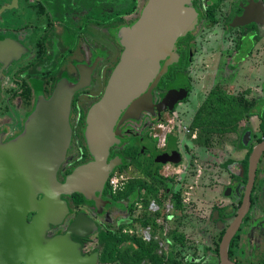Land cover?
<instances>
[{"label": "flooded vegetation", "instance_id": "obj_1", "mask_svg": "<svg viewBox=\"0 0 264 264\" xmlns=\"http://www.w3.org/2000/svg\"><path fill=\"white\" fill-rule=\"evenodd\" d=\"M187 1L196 13V24L184 36V42H176V61L153 86L150 99L138 105L145 110H127L117 121V141L109 148L105 167L82 180L80 190L60 197L66 203L67 214L60 225H49L47 238L65 234L74 223L76 231L86 236L72 234L71 239L80 244L82 255H90L98 252V235L116 230L123 221L126 226L137 222L140 227H149L147 219L133 217V206L143 191H154L146 182L157 183L158 188L162 186L159 192L169 194L174 183L162 169H176L184 159L186 190L187 172L191 173L188 182L194 181L195 186H189L190 192L182 195L185 215L183 220L177 217L175 226L186 239V246L180 247L196 251L187 264H264V148L257 157L254 155L264 146V0ZM146 3L0 0L1 142L20 136L36 104L47 101L58 86L71 90L82 85L70 98L71 139L57 181L64 182L73 170L92 162L84 138L86 114L101 97L120 58L118 32L138 20ZM215 28L219 35L210 43L200 44L203 32ZM168 60L160 63L161 68ZM183 83H187L186 98L171 106L168 93ZM235 86H242L254 98L251 107L235 104ZM186 100L192 106L216 104L225 111L216 125L204 128L205 133L222 136L223 142L215 146L211 141L199 147L191 145L188 164L187 141L179 145V136L171 132L160 144L158 134L149 132L164 114ZM81 117L84 125L77 140ZM187 117L193 118L191 111ZM72 149L75 158L67 161ZM174 151L180 157L178 164L160 161V156L169 158ZM193 156L197 159L192 160ZM111 163L113 167L108 168ZM197 167L203 171L200 176L192 173L199 172ZM139 169L148 181H131L130 173ZM115 173L120 174L122 194L139 184L134 196L120 199L122 194L115 195L109 185ZM179 188L176 184L175 190ZM187 194L194 205L189 216ZM152 207L158 206L153 203ZM124 210L125 215L116 219V213ZM151 223L154 225L155 219Z\"/></svg>", "mask_w": 264, "mask_h": 264}, {"label": "water", "instance_id": "obj_2", "mask_svg": "<svg viewBox=\"0 0 264 264\" xmlns=\"http://www.w3.org/2000/svg\"><path fill=\"white\" fill-rule=\"evenodd\" d=\"M187 4V0H147L138 20L118 32L120 58L101 97L86 114L84 138L92 162L73 170L64 182L57 181L71 139L70 98L82 85L71 90L58 86L47 101L36 104L20 136L7 143L0 138V264L99 263L98 252L82 255L80 244L71 239L72 234L86 236L76 231L74 223L63 235L47 238L46 233L67 214L60 197L80 190L82 180L105 167L109 148L117 141L114 127L120 117L131 106L148 101L153 86L176 61V42L196 24V13ZM168 96L171 106L185 99L187 83L175 86ZM164 157L160 156L162 163L180 161L177 151Z\"/></svg>", "mask_w": 264, "mask_h": 264}, {"label": "rangeland", "instance_id": "obj_3", "mask_svg": "<svg viewBox=\"0 0 264 264\" xmlns=\"http://www.w3.org/2000/svg\"><path fill=\"white\" fill-rule=\"evenodd\" d=\"M219 30L215 28L212 31H206L203 32L202 36H200V44H207L211 42V38L214 36L219 35L218 34ZM226 35V33H225ZM228 36H225V38ZM228 39V38H226ZM225 53L223 54L224 57ZM214 77V75L212 76ZM232 89V87H230ZM232 92L235 93V96L233 97L235 104L239 107H251L254 98H250L249 92L242 90V86H235V91L232 90ZM191 101L187 100L180 105H178L173 111H170L169 113L164 114L163 120L161 122H155L154 125H152L149 129V132L158 134V140H161L165 135L169 134L167 133L169 130H172L173 128V134L178 135L179 137V145L184 146L186 145L187 141V164L189 163L190 156L193 150V146L199 147L202 146L203 142L205 145V141H211L214 143V146L218 143H222V136H219L217 134H209L205 133L204 129L198 130L197 131V136L196 139L192 140L190 138V135L188 134L187 130H189V123L190 120L188 119V114L190 113L191 109H194L196 106H192L190 103ZM194 107V108H192ZM193 113V111H192ZM240 113H242L240 111ZM220 120V119H219ZM217 120V122L219 121ZM162 125V127H159V125ZM216 125V124H215ZM179 131L182 133L179 134ZM160 143V142H159ZM207 144V143H206ZM221 150V149H219ZM196 154L198 151H195ZM75 158L74 156V149H72L69 154L67 155V161H70L72 158ZM194 158L197 159V157L193 156L191 159L193 160ZM185 161L183 159L182 164L177 166L176 169H170V167H164L162 169L163 175L166 173L169 175V179H171L174 183V188L169 194H163V192H159V189L162 188L160 186L158 188V184L154 183L152 181L146 182L147 186L149 189H154V191H148L145 190L143 191L144 193L140 195L139 201L133 206L131 214L133 215L134 218L142 219L145 218L149 221V227L143 230H139L140 225L138 224H133L129 227V229L126 230V232H123L122 229V234L126 237H129L131 239H135L137 241H140L141 243H145L147 247H151V249L154 250V253L156 254V257H158L160 260H162L165 264H187L189 258L191 255L195 254L196 251L182 246H186L184 242L186 239L184 238V234L181 232H178L177 226H175V222L177 221V217H180L181 220L184 219V202H183V197L182 195L190 192L188 189L189 186H195V182H188V179H190L189 174L190 172H187V190L185 186V180H184V174L183 172L185 171ZM173 168V167H172ZM195 169V167L193 168ZM197 169H199L197 167ZM203 171L199 169V172L193 171V174H198L199 176L201 175ZM119 178L120 174L115 173L112 177ZM132 180H143V181H148L147 178L143 175V171L139 169L138 171H134L133 173H130ZM111 177V178H112ZM132 182H130L131 185ZM177 184L179 190H175V185ZM121 188V183L119 181V188L114 191L115 195L120 196L122 194V191L120 190ZM194 192V190L191 191V193ZM150 194V195H149ZM190 195L187 194V216L193 214L194 212V205L188 201V198ZM119 202V200H118ZM156 205L158 207H152V205ZM191 213V214H190ZM125 215V210L124 211H118L116 213V219H120L122 216ZM155 219L154 225L151 223V220ZM114 228H116L114 226ZM125 230V229H124ZM141 231H144L146 234L147 232L151 235L150 236V242H144L143 239L139 236L141 235ZM149 239V237H148ZM144 244V245H145ZM93 247V245L88 246ZM130 247L131 243L126 242L123 245V250L125 251L126 255L129 257L130 255ZM99 250V247H98ZM97 250V251H98ZM126 262L128 264H131L130 260L126 259ZM100 264V263H98ZM117 264V263H115ZM139 264H154L149 260H143Z\"/></svg>", "mask_w": 264, "mask_h": 264}, {"label": "trees", "instance_id": "obj_4", "mask_svg": "<svg viewBox=\"0 0 264 264\" xmlns=\"http://www.w3.org/2000/svg\"><path fill=\"white\" fill-rule=\"evenodd\" d=\"M133 10L134 8L132 7L131 9L128 10V12L131 13L133 12ZM186 38L187 37L181 38L180 42H184ZM186 57H187V53H185L184 65L187 64ZM172 71L176 72L175 69H173ZM141 109L144 108L141 106L139 107L133 105L130 108V112L138 113V111H140ZM197 113L198 114L194 119L193 125L195 127H199L200 129H204L209 125H215L217 123V120H219L225 114V111L223 110L222 107L213 104L201 108ZM229 113H232V111H229ZM159 121H162V119H159L158 122ZM83 125H84V121L82 118L78 122V127L76 129L75 136L77 140L78 139L80 140L79 132ZM138 188H139L138 183L133 187H129L128 191L120 196V199L127 198L128 196L131 197L134 196ZM124 226H126V223L123 221L120 223V225L117 227L116 230H111L109 232L102 231L98 235L97 237V241L99 245L98 258L100 264H115V263L128 264L126 262V259L130 260L131 264H139L143 260H149L154 264H164L162 260L156 257V254L154 253V250L151 249V247H147L140 241L122 235L121 229ZM126 242L131 243V247H130L131 253L129 257L126 255L125 251L123 250V245Z\"/></svg>", "mask_w": 264, "mask_h": 264}, {"label": "crops", "instance_id": "obj_5", "mask_svg": "<svg viewBox=\"0 0 264 264\" xmlns=\"http://www.w3.org/2000/svg\"><path fill=\"white\" fill-rule=\"evenodd\" d=\"M204 107V105L202 106H196L195 108L194 107H192V108H194V109H191V112L193 111V118L190 120L189 119V117H188V119L190 120V123H189V130H187V132H188V134L190 135V138L192 139V140H194L195 138H196V136H197V131L199 130H202V129H200L199 127H195L194 125H193V122H194V119L196 118V116H197V112L201 109V108H203ZM180 133H182L181 131L179 132V134ZM183 134V133H182ZM135 224H138L137 222L135 223ZM147 229L148 227L147 226H141V228H139V230H143V229ZM123 229H125L124 230V232H126V230L127 229H129V227H125V228H123ZM142 239H143V241L144 242H146V240H147V242H150V234L147 232V234L144 232V231H141V235H139ZM148 237H149V239H148ZM146 242V243H147ZM125 244V243H124ZM145 244V243H144ZM146 245V244H145ZM165 264V263H164Z\"/></svg>", "mask_w": 264, "mask_h": 264}, {"label": "built area", "instance_id": "obj_6", "mask_svg": "<svg viewBox=\"0 0 264 264\" xmlns=\"http://www.w3.org/2000/svg\"><path fill=\"white\" fill-rule=\"evenodd\" d=\"M159 122H161V121H159ZM159 127H162V125L160 124ZM173 129H174V128H173ZM173 129H172V130H173ZM172 130H169L167 133H171V132H173ZM179 132H180V131H179ZM164 138H165V136H164L161 140H159L160 144L163 143ZM109 185H110V187L112 188L113 191H116V190L119 188V178L116 177V175H115L114 177H112V178L109 180Z\"/></svg>", "mask_w": 264, "mask_h": 264}]
</instances>
